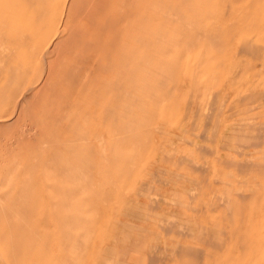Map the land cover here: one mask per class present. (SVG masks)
<instances>
[{
	"label": "rangeland",
	"instance_id": "374dc122",
	"mask_svg": "<svg viewBox=\"0 0 264 264\" xmlns=\"http://www.w3.org/2000/svg\"><path fill=\"white\" fill-rule=\"evenodd\" d=\"M27 3L7 264H264V0Z\"/></svg>",
	"mask_w": 264,
	"mask_h": 264
},
{
	"label": "crops",
	"instance_id": "0c3cea01",
	"mask_svg": "<svg viewBox=\"0 0 264 264\" xmlns=\"http://www.w3.org/2000/svg\"><path fill=\"white\" fill-rule=\"evenodd\" d=\"M32 0H0V30L4 31V35L0 38L2 39V41H0L1 47L3 48V54L4 57L3 58V54L1 53L0 55V62L3 64H7L8 61L12 60V58L10 57L11 53H10V46L12 47L13 45L15 46H20V44L24 47L26 53H24L19 59H16L15 61H13L12 65H16L17 62L22 63V67L23 69L20 71L19 74L15 75V70L13 69H9L10 67L6 68L4 67V72H8V74H3V76L0 74V79L2 78H6L8 77L11 78V85L12 87L9 89L8 93L6 95H8L10 98L12 97V94H15V87H21V80H25L26 79V68H24V66L26 65L27 61H28V56L30 55L32 57L33 54H37L35 55V58L39 55V53H37L36 51H32V52H28L26 50V44L24 42H26L25 37H21V35L19 34V30L25 28V27H21L22 24L20 22V19H22V17H19L21 14H24L26 12V6H29L30 3L27 2H31ZM20 8V9H19ZM15 38H20L19 42L14 41ZM13 39V40H11ZM36 45L38 47H41L39 44L36 43ZM22 73L25 72V75L23 76ZM12 73H14V75H12ZM13 76V77H12ZM19 79V81H18ZM9 81V80H8ZM15 84V85H14ZM9 86V83L6 87ZM9 98V99H10ZM9 205L4 209L3 213H0V242H3V248H4V253L1 252V257L2 260L0 258V264H7L8 260L6 255L8 254L5 250V246L9 245L11 247L12 243V234L14 232H19L22 229V225H18L16 227H14L13 229H10L9 227H7L6 225V221L8 218V214H9ZM14 245V244H13ZM1 246V244H0ZM12 252V251H11ZM7 253V254H6Z\"/></svg>",
	"mask_w": 264,
	"mask_h": 264
},
{
	"label": "bare ground",
	"instance_id": "6f19581e",
	"mask_svg": "<svg viewBox=\"0 0 264 264\" xmlns=\"http://www.w3.org/2000/svg\"><path fill=\"white\" fill-rule=\"evenodd\" d=\"M16 1V0H15ZM20 9V8H19ZM69 11V10H68ZM65 25V24H64ZM4 35V31L3 30H0V38L2 37ZM30 35V34H29ZM11 40H13V39H11ZM19 40H20V38H15L14 39V41H16V42H19ZM0 41H2V39H0ZM25 44H26V42H24ZM29 45H30V43H29ZM37 46V45H36ZM36 46H35V48H36ZM15 47H17V46H15V45H13L12 47L10 46V48H9V50L11 51V49H14ZM32 47V46H31ZM34 47V46H33ZM35 51V50H34ZM3 54V48L1 47V44H0V54ZM24 53H26V51H25V49H24V51H23V54ZM27 53H28V51H27ZM39 53V52H38ZM1 56V55H0ZM4 57H6V56H4V54H3V58ZM10 57H11V55H10ZM21 57V56H20ZM19 57V54H15V56H12L11 58H12V60H10V61H8V63H11V65H12V63H13V61H15L16 59H19L20 58ZM35 57V56H34ZM8 63L7 64H4L5 66H3V63H1L0 62V70L3 72V74H8V72H4V67H6V68H8L10 65H8ZM3 66V68L1 69V67ZM1 72V73H2ZM1 87H4L3 85H1ZM5 96H8V95H5ZM8 102H10V100L8 101ZM17 105H18V103H17Z\"/></svg>",
	"mask_w": 264,
	"mask_h": 264
}]
</instances>
